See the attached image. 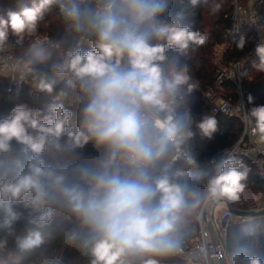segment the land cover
<instances>
[{"label": "clouds", "instance_id": "clouds-1", "mask_svg": "<svg viewBox=\"0 0 264 264\" xmlns=\"http://www.w3.org/2000/svg\"><path fill=\"white\" fill-rule=\"evenodd\" d=\"M173 3L31 0L0 16V52L10 35L17 44L35 37L53 6L76 38L50 72L26 65L21 72L36 91L54 93L51 114L20 104L0 118V157L8 158L0 159V211L18 248L40 246L39 229L61 209L79 222L81 230L69 239L79 241L91 264H157L150 257L180 249L182 226L202 202L237 200L244 192L247 170L231 156L210 161L216 171L203 190L193 183L199 161L192 142L197 136L213 139L219 123L212 115L197 118L190 107L199 86L190 53L209 35L183 23V12L173 16ZM189 4L195 8L201 0ZM220 10V4L210 5L211 14ZM246 44L241 37L236 46L243 50ZM255 53L252 67L264 73V43ZM65 100L77 111L66 109ZM74 115L76 124L70 126ZM241 120L245 132L264 145V105L243 110ZM89 144L96 154L83 162L69 166L56 158ZM46 152L51 159L44 158ZM21 221L32 227L17 232ZM243 261L264 264L257 255Z\"/></svg>", "mask_w": 264, "mask_h": 264}, {"label": "trees", "instance_id": "trees-1", "mask_svg": "<svg viewBox=\"0 0 264 264\" xmlns=\"http://www.w3.org/2000/svg\"><path fill=\"white\" fill-rule=\"evenodd\" d=\"M236 0H201V4L195 8L191 7L189 0H174L171 6V14L183 12V23L189 25L193 30L206 32L209 35L207 43L196 52L190 53L192 75L199 86L190 99V107L194 116L199 118L202 115L215 116L219 123V130L211 140H200L197 136L192 142V148L197 155L199 167L193 169V183L203 190L204 182L214 174L215 167L210 161L218 157L222 152L233 148L243 135L244 123L239 115H226L213 113L211 102L206 93L217 90L216 76L222 66L233 61L242 62L241 87L244 92L247 109L254 106L264 105V73L257 74L252 65L258 61L254 47V33L246 26L236 30L234 27L233 15ZM220 4L221 10L216 14H211L210 5ZM25 5L30 6L31 0H0V16L7 17L9 11H20ZM243 37L247 44L243 50L237 48V42ZM42 38L45 41L41 45L33 47L35 39ZM50 42H60L61 47L57 48ZM76 45V38L70 31L61 24L55 6L46 12L45 18L41 21L40 27L35 37L25 38L23 43L17 44L16 38L10 35L8 46L0 55L12 53L22 56L25 60L31 61V67L35 70H46L50 72L51 64L56 62L59 54L69 47ZM223 46L222 51L218 48ZM83 51L90 50L89 44H83ZM47 57L41 63L42 57ZM57 85L54 91L59 90ZM222 95L237 103L240 99L239 86L232 80L225 81L219 90ZM53 95L46 92H39V97L33 100L28 91L16 97L7 91V79L0 73V118L7 116L11 110L20 104H26L41 110L42 115L51 114V105L56 103ZM253 98L249 103L248 97ZM64 106L68 110L76 112L77 105H71L64 101ZM76 124V117L70 120V126ZM16 154H19V146H16ZM96 154V149L89 144L83 149L75 151H62L56 154V158L67 165L76 162H83ZM46 160L51 159L46 152L43 154ZM232 158L243 162L247 170V177L243 181L246 187L253 194L261 197L264 195V179L261 178L252 164L250 157L241 153H234ZM7 160L8 158L0 157ZM244 170V169H242ZM244 190V191H245ZM226 205L235 209L251 210L252 200L244 198L242 194L237 200L223 199ZM202 202L187 218L182 226L181 247L178 251L150 257L157 261V264H192L191 260L183 255L181 251L188 250L195 236L199 233L200 224L197 215L201 210ZM23 211L22 205L14 206ZM4 213L0 211V264H91V258L79 245V241L69 239L73 232L80 231L79 222L70 213L58 209L52 222L41 227L39 230L43 235V243L32 249H20L15 243L13 235L3 226ZM28 227L24 221L16 225V231H25ZM225 250L230 264H244V256L257 255L264 259V216L255 217H234L226 227Z\"/></svg>", "mask_w": 264, "mask_h": 264}, {"label": "built area", "instance_id": "built-area-1", "mask_svg": "<svg viewBox=\"0 0 264 264\" xmlns=\"http://www.w3.org/2000/svg\"><path fill=\"white\" fill-rule=\"evenodd\" d=\"M234 27L239 30L246 26L254 33V47L260 43H264V0H246L245 4H238L235 1V11L233 15ZM54 47L60 42H50ZM84 44H89L85 42ZM25 58L16 56L12 53L0 55V73L7 79V91L14 96H20L23 91L27 90L28 94L34 98L39 97V92L31 87L27 82V78L21 79V72L24 71ZM241 61H233L228 65L222 66L216 76L217 90H211L206 93V96L211 102V111L213 113H222L226 115H243V110H248L244 99V92L241 87ZM232 80L239 86L240 99L237 103H231L230 99L225 98L219 91L225 81ZM243 109V110H242ZM234 153H241L250 157L252 164L255 166L257 174L264 179V145L256 142L250 132H245L238 143L231 149L222 152L218 157L214 158L217 162L231 156ZM213 160V159H212ZM211 160V161H212ZM223 203L225 209L223 214L212 219L214 228L217 229L218 236L214 239L208 237L206 230L207 216L206 211L210 203ZM264 208V204L260 207ZM236 217L228 210L225 200H207L203 204L197 215V220L200 224L199 233L192 241L191 247L186 251H181L183 255L188 257L192 264H230L225 250V233L226 227L230 220ZM239 217V216H237Z\"/></svg>", "mask_w": 264, "mask_h": 264}, {"label": "rangeland", "instance_id": "rangeland-1", "mask_svg": "<svg viewBox=\"0 0 264 264\" xmlns=\"http://www.w3.org/2000/svg\"><path fill=\"white\" fill-rule=\"evenodd\" d=\"M237 2H238V4H245V2H246V0H236ZM37 40H39V41H41L42 43L41 44H43L44 42H49V41H45L44 39H42V38H36L35 39V41H37ZM35 41H33V44H34V42ZM41 44H39V45H41ZM223 46H221L220 48H218V51L220 52V51H222L223 50ZM25 65L27 66V67H30V68H32L31 67V61L28 59H26V61H25ZM24 65V66H25ZM33 100H35L36 98H34V97H31ZM231 103H233L234 104V102L231 100ZM5 158H7V157H5ZM242 196L246 199H248V201L249 200H252L251 202L253 203L252 204V207L254 208V210H258V209H261L260 207L264 204V195L263 196H261V197H259V196H257V194H253L252 192H250L249 190H245L243 193H242ZM0 255H2V251L0 250ZM214 263L216 264V261H214Z\"/></svg>", "mask_w": 264, "mask_h": 264}, {"label": "crops", "instance_id": "crops-1", "mask_svg": "<svg viewBox=\"0 0 264 264\" xmlns=\"http://www.w3.org/2000/svg\"><path fill=\"white\" fill-rule=\"evenodd\" d=\"M2 74V73H1ZM225 209V205L221 202L218 204L210 203L207 207L206 216H207V222H206V230L208 232V237L210 239H214L218 236L217 229L214 228L212 224V219L214 217H218L221 214H223ZM192 263V262H191ZM216 264H219L216 262Z\"/></svg>", "mask_w": 264, "mask_h": 264}, {"label": "water", "instance_id": "water-1", "mask_svg": "<svg viewBox=\"0 0 264 264\" xmlns=\"http://www.w3.org/2000/svg\"><path fill=\"white\" fill-rule=\"evenodd\" d=\"M227 208L229 211H231L233 214L239 217L248 218V217H255V216H264V208L258 209V210H240L235 209L229 205H227Z\"/></svg>", "mask_w": 264, "mask_h": 264}]
</instances>
